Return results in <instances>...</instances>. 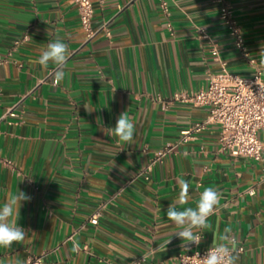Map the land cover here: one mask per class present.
Wrapping results in <instances>:
<instances>
[{"label":"crops","instance_id":"obj_1","mask_svg":"<svg viewBox=\"0 0 264 264\" xmlns=\"http://www.w3.org/2000/svg\"><path fill=\"white\" fill-rule=\"evenodd\" d=\"M91 1L88 36L72 0H0V207L18 189L31 197L18 220L27 237L0 248V264L41 254L43 264H125L143 254L144 264L169 263L186 250L166 215L179 180L190 195L180 210L206 187L222 193L201 243L187 250L221 243L228 229L235 264H264V165L221 150L214 124L182 141L208 112L172 99L203 88L221 63L264 79V0H228L245 51L218 22L215 0ZM58 38L70 56L55 85L56 66L33 61ZM124 112L136 125L131 145L112 134ZM257 137L264 143V128Z\"/></svg>","mask_w":264,"mask_h":264},{"label":"built area","instance_id":"obj_2","mask_svg":"<svg viewBox=\"0 0 264 264\" xmlns=\"http://www.w3.org/2000/svg\"><path fill=\"white\" fill-rule=\"evenodd\" d=\"M75 4L81 27L92 36L91 19L93 6L91 0H72ZM218 7V22L231 38L233 47L245 51L243 35L239 25L232 15V8L228 0H215ZM164 11L165 5L162 4ZM199 33L207 38V34L201 28ZM211 53L217 55L216 44L212 43ZM174 101H179L194 107L204 108L208 116L204 121L196 122L183 130L182 141L194 132L200 131L208 124L218 127V143L220 149L233 157H244L262 163L264 165V143L257 137L258 130L264 128V79L256 72L251 77H243L229 72L224 63L221 69L207 78L206 85L195 92H180L172 96ZM170 149L169 144L159 154L162 155ZM10 165L9 160H4ZM249 195L253 189L247 190ZM97 213L92 215L90 222L97 223ZM180 251L174 259L166 264H199V257H203L210 248ZM231 254H233V249ZM242 250L241 247L238 248ZM44 254L34 255L23 264H43ZM147 255L143 254L125 264H144ZM107 264H111L107 262Z\"/></svg>","mask_w":264,"mask_h":264},{"label":"clouds","instance_id":"obj_3","mask_svg":"<svg viewBox=\"0 0 264 264\" xmlns=\"http://www.w3.org/2000/svg\"><path fill=\"white\" fill-rule=\"evenodd\" d=\"M259 55L264 58V49H261ZM69 56L68 45L58 38L55 42L48 43L41 50L38 60L33 63H38L44 69L48 68L49 63L54 64L56 68L52 73L53 83L58 85L65 79L64 66ZM261 62L264 63V59ZM85 107L87 108V106ZM135 127L132 119L124 112L118 117L115 127L112 128V134L120 142L131 145L134 140ZM178 184L179 195L169 204L166 215L167 219L180 229L175 232V235L183 242L181 247L187 250L188 246L201 243L200 230L208 227V218L218 206L222 193L215 187H206L199 193L195 207H186L180 210L177 205L187 204L190 195L187 181L179 180ZM30 200L31 197L19 189L15 193L9 192L5 197L2 207H0V248L8 249L13 244L25 241L27 232L18 224V220L23 203ZM221 240V243L211 246L203 257H199V264H235V258L230 249L233 241L228 234V229H225V235L221 237ZM78 249L79 244L74 242L72 251ZM16 264H23V262L17 261Z\"/></svg>","mask_w":264,"mask_h":264}]
</instances>
